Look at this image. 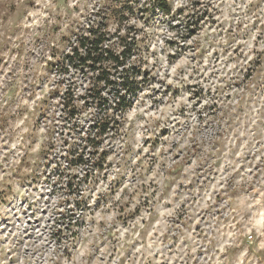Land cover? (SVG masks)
I'll return each instance as SVG.
<instances>
[{
	"label": "clouds",
	"instance_id": "clouds-1",
	"mask_svg": "<svg viewBox=\"0 0 264 264\" xmlns=\"http://www.w3.org/2000/svg\"><path fill=\"white\" fill-rule=\"evenodd\" d=\"M0 264H264V0H0Z\"/></svg>",
	"mask_w": 264,
	"mask_h": 264
}]
</instances>
